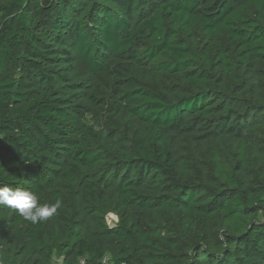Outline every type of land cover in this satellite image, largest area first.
<instances>
[{"label":"trees","instance_id":"16d2710c","mask_svg":"<svg viewBox=\"0 0 264 264\" xmlns=\"http://www.w3.org/2000/svg\"><path fill=\"white\" fill-rule=\"evenodd\" d=\"M196 29L204 59L186 40ZM202 60L234 87L214 88ZM123 115L138 123L129 144ZM254 132L264 141V0H0V187L61 201L38 224L0 205V264H264ZM221 138L239 143L233 165L187 157ZM111 199L115 226L101 212ZM164 211L180 227L147 220Z\"/></svg>","mask_w":264,"mask_h":264},{"label":"rangeland","instance_id":"374dc122","mask_svg":"<svg viewBox=\"0 0 264 264\" xmlns=\"http://www.w3.org/2000/svg\"><path fill=\"white\" fill-rule=\"evenodd\" d=\"M187 42L191 47H194L199 56L202 59L208 56V50L206 49L207 37L200 29H196L193 31L192 36L186 38ZM72 47H74L73 43H70ZM172 56L170 54L165 53L158 61L155 63L156 65H160V63L164 62H172ZM204 61V60H202ZM79 64V71H84L85 68L82 64ZM203 67L209 71L211 77L213 78L212 86L219 91L227 92L234 87L233 82L228 77H223L220 71L211 70L206 65L205 61ZM162 79L166 82V86H170L177 90L181 94H186L192 91V87L190 86L187 78L183 75H171L169 73H164L162 75ZM254 90V89H253ZM251 91V90H250ZM255 91V90H254ZM252 91V92H254ZM109 96H112L111 94ZM112 98V97H111ZM86 124L89 128H98V122L96 121V117L92 114L91 111L87 113L86 116ZM115 128L118 131L117 140L122 141L126 144H129L133 132L138 128V123L132 117H128L127 115H123L119 118H116ZM259 133L254 132L252 137H250V143L253 144V149L250 153V159L254 166H258L264 161V141L259 140ZM105 148L109 154H113L114 149L110 146H106ZM196 147L188 145L185 148L187 157H191L192 161H196L198 157L200 160L208 161V159L212 158L213 155H216L226 165H233L238 158L239 152V143L232 139L221 138L212 142V145L207 149H198ZM201 161H197L199 165H202ZM211 176V168L208 169L207 175ZM215 179L207 181V183L214 182ZM213 184V183H212ZM121 209L116 200H110L108 204L101 206V212L105 214L106 221L109 226H115L120 220V212ZM153 225H156L160 228H178L180 227V215L173 214L171 212H156L155 214H149L148 219ZM211 226L213 229V233L220 231L223 228H226L225 223L220 216H215L211 221ZM109 264L108 260L105 261ZM51 264H62L61 259L53 256L51 260Z\"/></svg>","mask_w":264,"mask_h":264},{"label":"clouds","instance_id":"9594fccd","mask_svg":"<svg viewBox=\"0 0 264 264\" xmlns=\"http://www.w3.org/2000/svg\"><path fill=\"white\" fill-rule=\"evenodd\" d=\"M0 205L15 210L25 220L32 224H38L49 220L61 207V201L55 203L39 204L37 196L31 192L21 189L13 190L10 187H0Z\"/></svg>","mask_w":264,"mask_h":264}]
</instances>
